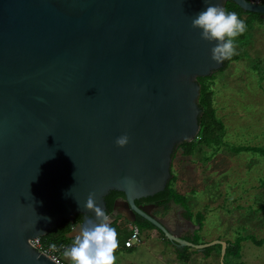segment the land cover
Listing matches in <instances>:
<instances>
[{
    "label": "water",
    "instance_id": "obj_1",
    "mask_svg": "<svg viewBox=\"0 0 264 264\" xmlns=\"http://www.w3.org/2000/svg\"><path fill=\"white\" fill-rule=\"evenodd\" d=\"M228 1L264 20L257 1L211 3ZM206 6L0 0V264H59L30 241L76 215L94 218L87 197L106 210L112 191L124 195L127 221L141 217L181 249L220 245L222 263L226 243L186 241L135 204L166 188L174 152L200 129L197 78L224 65L212 60L215 42L192 27Z\"/></svg>",
    "mask_w": 264,
    "mask_h": 264
},
{
    "label": "rangeland",
    "instance_id": "obj_2",
    "mask_svg": "<svg viewBox=\"0 0 264 264\" xmlns=\"http://www.w3.org/2000/svg\"><path fill=\"white\" fill-rule=\"evenodd\" d=\"M235 45L239 59L225 71L215 72L212 87L216 115L225 126V145L215 151L201 148L191 158L177 156L173 162L176 181L172 186L188 198L193 215L199 212L204 216L202 228L194 230L200 243L222 241L227 246L244 237L240 258L226 255L222 263L264 264V156L231 150L264 149V24H252L242 38H236ZM192 223L197 225L195 216ZM139 230L143 243L132 250L118 249L116 264H178L159 233H155L156 238ZM126 235L129 236L128 230ZM123 236L120 244L125 240ZM212 247L211 259L195 253L187 263L222 264L221 246Z\"/></svg>",
    "mask_w": 264,
    "mask_h": 264
},
{
    "label": "trees",
    "instance_id": "obj_3",
    "mask_svg": "<svg viewBox=\"0 0 264 264\" xmlns=\"http://www.w3.org/2000/svg\"><path fill=\"white\" fill-rule=\"evenodd\" d=\"M250 1V0H246ZM251 1H257L261 5H264V0H251ZM225 10L228 12H236L237 15L246 22V31L251 27L254 23H259L261 25L264 24V20L260 19V16L258 14L248 13L244 12L242 9H240L237 5H235L233 2H226L225 4ZM243 35L239 36L242 38ZM239 58L237 56H233L230 60H225L223 67L218 72L225 71L229 64L233 61H237ZM215 81V73L208 77H199L197 78V82L200 85V95L198 99V105L201 109L202 115L199 119L200 123V129L197 134V136L193 139V141L189 143H182L178 146L176 151L174 152V155L172 157L170 172H171V178L166 186V188L159 192L158 194H155L152 197L142 198L139 201H136V203L139 202H151L154 204H160V205H167L168 203L172 202L175 205H179L182 207L185 211L184 217L190 221H192L193 216H195V221L197 225H200V228H202V224L204 221V216L201 213L192 214V212L188 208V198L180 193H178L173 188V183L176 181V175L173 171V162L177 156H181L184 158H191L195 156L198 152L201 151V148L206 149H213L220 150L222 146L225 145L224 143V130L225 126L223 122L218 118L216 115V108L214 107V91L212 89ZM232 152L234 153H240V152H259L262 156H264V149L260 151L258 148L254 147H237L232 148ZM206 157V156H205ZM118 198H124V195L119 192L112 191L105 197V203H106V213L110 216L112 221V227H114L118 233V238L120 236L124 237V242L127 239L126 231L122 227V224L120 225L118 223V218L112 217V210L114 202ZM167 207V206H166ZM91 218L90 216L85 215H76L73 222L64 221L61 223V225L55 229L50 231L46 236L41 237L40 240L44 245L47 246H61L63 244H67L69 242H72V237L70 236L74 228L79 225L83 224V222ZM137 227L139 229L143 230H153L155 229L154 226H152L150 223L146 221H137ZM168 244L170 242L162 237ZM248 237H245L247 239ZM244 240L243 238L236 239L234 242H228L225 250V255L231 256L233 258L239 259L240 258V244L241 241ZM192 242L195 244H200L198 234L193 236ZM124 244V243H123ZM220 248V247H219ZM189 248L185 247L183 249H176L175 253L179 261L187 263L189 261L190 255L188 254ZM214 250L213 247H209L202 251H196L201 252L204 256H209V254ZM223 264H225L223 262ZM228 264V263H227Z\"/></svg>",
    "mask_w": 264,
    "mask_h": 264
},
{
    "label": "clouds",
    "instance_id": "obj_4",
    "mask_svg": "<svg viewBox=\"0 0 264 264\" xmlns=\"http://www.w3.org/2000/svg\"><path fill=\"white\" fill-rule=\"evenodd\" d=\"M205 10L192 19V27L202 30L201 38L215 42L211 49L212 60L220 64L236 55L235 40L246 32V22L236 12H228L220 4L205 0ZM130 142L128 135L116 139L120 148ZM84 208L94 213V218L86 219L78 229L74 243L63 252L72 264H116L119 249L118 233L112 227L110 216L96 203V194L90 193ZM47 219V218H45ZM55 249L56 245H52Z\"/></svg>",
    "mask_w": 264,
    "mask_h": 264
},
{
    "label": "flooded vegetation",
    "instance_id": "obj_5",
    "mask_svg": "<svg viewBox=\"0 0 264 264\" xmlns=\"http://www.w3.org/2000/svg\"><path fill=\"white\" fill-rule=\"evenodd\" d=\"M139 200H137V201H139ZM135 204H136V206H146L148 208L149 212L153 213L154 215H156L157 217L162 219L168 225V227H170L172 230H178V229L181 230L182 229L181 238L186 240V241L192 242V238L196 234V232L193 230L191 231L189 229H184V227H185L183 225L184 222L190 221V220H188L184 217L185 211L182 207H180L179 205H175L172 202L168 203L166 205L167 207L165 205L154 204L151 202L136 203V201H135ZM114 205H113L114 208L112 210V217L118 218V220L121 221V223H122V227L126 231L129 230L130 228L131 229L137 228L138 231H140L136 225L137 221H144V220L141 217L135 215V217H134L135 221H136L135 223H131V222L127 221L126 218L127 217L131 218V216L127 213L126 209L124 208L123 198H118L114 202ZM153 230H156V229H153ZM156 231H157V233H159L161 238L164 237V235L160 231H158V230H156ZM168 245H172L173 248L175 247L176 249H181V248L177 247V245L175 246L172 243H170Z\"/></svg>",
    "mask_w": 264,
    "mask_h": 264
},
{
    "label": "built area",
    "instance_id": "obj_6",
    "mask_svg": "<svg viewBox=\"0 0 264 264\" xmlns=\"http://www.w3.org/2000/svg\"><path fill=\"white\" fill-rule=\"evenodd\" d=\"M74 241L69 242L67 244H63L61 246H56L55 249L52 248V246H47L44 245L40 238H34L30 241V246L35 248L37 251L40 253H43L47 255L49 258H51L53 261L59 263V264H64L62 257H63V252L66 248H69L73 245ZM142 243L140 239V232L138 231L137 228H132L129 232V236L124 242V247L125 248H133L134 246H138Z\"/></svg>",
    "mask_w": 264,
    "mask_h": 264
},
{
    "label": "crops",
    "instance_id": "obj_7",
    "mask_svg": "<svg viewBox=\"0 0 264 264\" xmlns=\"http://www.w3.org/2000/svg\"><path fill=\"white\" fill-rule=\"evenodd\" d=\"M118 223H119V224H122L121 221H119V220H118ZM81 226H82V224L77 225V226L74 228V230L72 231V233H71V235H70V236L72 237V241H74L75 235H76L78 229H79ZM130 230H131V228L128 230V233L130 232ZM145 231H147L150 235H152V237H156V238H158L157 235H155V233H157L156 230H145ZM127 238H128V236H127ZM160 240L164 241L162 238H161ZM123 243H124V242H123ZM123 243H121V244L119 243V249L124 248L125 250H132L133 248L136 247V246H134L133 248H125ZM142 243H143V240H142ZM142 243H141V244H142ZM203 243H204V242H203ZM141 244H140V245H141ZM122 246H123V247H122ZM169 246H170L171 250H172V251L174 252V254H175V255H174V256H175V257H174V262H175V263H178V264L181 263V261H179L178 258H177V256H176V253H175L176 248H175V247L173 248L172 245H169ZM190 250H191V252H192V253H189V252H188V254H190V258H191V255L194 256L195 253H196V254H200V253H201V252H196L194 249H190ZM212 252H213V251H212ZM212 252L209 254V256H205V258H206V259H211V257H213V253H212ZM201 254H202V253H201ZM203 257H204V256H203ZM62 260H63V263H64V264H72V262L70 261V259L65 258L64 255H63V257H62ZM159 260H162V258L159 257ZM187 264H188V263H187Z\"/></svg>",
    "mask_w": 264,
    "mask_h": 264
}]
</instances>
